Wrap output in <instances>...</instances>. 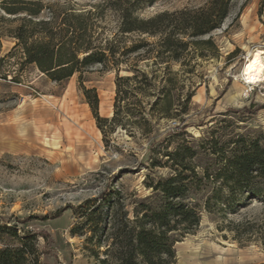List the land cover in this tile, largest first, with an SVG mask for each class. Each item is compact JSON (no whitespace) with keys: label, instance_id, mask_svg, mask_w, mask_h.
Here are the masks:
<instances>
[{"label":"rangeland","instance_id":"1","mask_svg":"<svg viewBox=\"0 0 264 264\" xmlns=\"http://www.w3.org/2000/svg\"><path fill=\"white\" fill-rule=\"evenodd\" d=\"M28 1H41L45 5L42 16L48 17L50 10L63 16L67 11L95 9L107 0ZM209 1L157 0L152 5L143 4L137 14L148 19L162 12L198 9ZM6 18L5 30L19 24V17ZM117 24L116 14L108 10L99 32L112 38L118 33ZM119 39L121 44L140 39L149 44L158 41L139 34ZM209 39L215 47L193 46L191 73L181 62L171 64L179 82V89L172 93L173 114L179 116L149 118L153 130L147 134L131 116L124 121L126 129L117 126L107 136L99 128L83 88L97 91L100 116L112 118L116 70L95 66L82 78L75 74L57 83L36 65L24 63L15 39H1L0 222L38 233L43 264H103L106 248L98 251L87 240L91 233H72L80 223L75 208L111 187L122 191L132 211L135 199L152 195L145 186L147 176L156 180L173 174L164 155L180 144L198 146L210 135L222 141L240 135L264 139V82L249 85L242 76L249 53L264 51V0H232L221 27L198 40ZM140 68L150 77L156 70L152 59L141 62ZM130 74L125 66L121 68L120 76ZM188 90L191 104L181 113ZM154 100L144 99L147 114ZM184 125L185 131H180ZM199 158L206 163L210 156L203 153ZM153 160L161 167L153 169ZM263 217L264 206L258 202L235 215L203 212L199 228L176 243L174 264H264L259 234L233 231L238 224L256 227Z\"/></svg>","mask_w":264,"mask_h":264},{"label":"trees","instance_id":"2","mask_svg":"<svg viewBox=\"0 0 264 264\" xmlns=\"http://www.w3.org/2000/svg\"><path fill=\"white\" fill-rule=\"evenodd\" d=\"M156 1L107 0L92 10L67 11L63 16L50 10L48 17H43L45 5L41 1L0 0V47L4 36L15 39V48H21L24 63L36 65L57 83L75 74L82 78L95 66L116 70L112 118L100 116L97 91L83 88L99 128L107 136L117 126L126 129V122L134 116L143 133H151L149 118L179 116L177 112L173 114L172 93L179 82L171 64L181 62L191 73L193 46H214L210 39H198L221 27L232 3L210 0L198 9L162 12L148 19L138 16L143 4ZM108 10L116 14L118 23V33L112 38L99 32ZM7 16L19 17V24L5 30ZM130 34L147 35L158 41L149 44L140 39L121 44L119 36ZM148 59L156 67L151 77L140 68L141 62ZM123 66L130 75L120 76ZM149 97L155 100L147 114L143 101ZM191 100L188 90L181 113L189 110ZM185 129L184 125L180 131ZM210 136L202 138L198 146L187 142L166 152L165 164L173 174L156 180L147 176L145 186L152 195L135 199L132 211L122 191L116 188L110 187L86 200L75 208L80 223L72 233H91L87 240L98 251L106 248L103 264H174L176 243L199 228L203 212L229 216L253 202L264 206V139L240 135L222 141L221 137ZM203 153L210 156L206 163L199 158ZM160 164L153 160L151 167H161ZM233 231L239 235L258 233L264 244V217L256 227L238 224ZM38 243V233L0 222V264H43Z\"/></svg>","mask_w":264,"mask_h":264},{"label":"bare ground","instance_id":"3","mask_svg":"<svg viewBox=\"0 0 264 264\" xmlns=\"http://www.w3.org/2000/svg\"><path fill=\"white\" fill-rule=\"evenodd\" d=\"M244 79L248 83H263L264 82V51L255 49L249 53L247 64L244 68Z\"/></svg>","mask_w":264,"mask_h":264},{"label":"built area","instance_id":"4","mask_svg":"<svg viewBox=\"0 0 264 264\" xmlns=\"http://www.w3.org/2000/svg\"><path fill=\"white\" fill-rule=\"evenodd\" d=\"M244 81H245L246 84H249V85H255V84H257V83H248V81L246 79H244Z\"/></svg>","mask_w":264,"mask_h":264}]
</instances>
